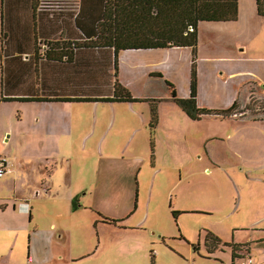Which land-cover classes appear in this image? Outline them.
I'll list each match as a JSON object with an SVG mask.
<instances>
[{"label":"rangeland","instance_id":"obj_1","mask_svg":"<svg viewBox=\"0 0 264 264\" xmlns=\"http://www.w3.org/2000/svg\"><path fill=\"white\" fill-rule=\"evenodd\" d=\"M212 26L217 32H203L206 50L213 51L210 44L214 42L223 52L264 59V17L253 14L252 0H240L237 22ZM1 77L0 69V98ZM169 99L158 103L160 125L156 135L151 129L139 134L128 152H123L122 142L126 140L116 143L113 133L104 141H100V129L89 142L84 137L89 130L93 132L97 122L99 128L101 119L112 124L114 108L130 111L133 107L147 109V105L0 101V137L6 131L25 137L31 129L40 130L42 148L35 139L27 146L25 138L22 143H8L6 138L0 147L12 158L25 156L30 150L34 157L50 158L45 164L50 174L41 171L37 182L47 178V185L50 179L54 183L49 195L42 193L36 199V206L56 210L57 232L66 230L70 236L68 255L64 256L77 260L90 253L68 264H232L231 243L256 246L264 239V169L259 162L264 128L246 121L208 117L195 122ZM249 117H264V102L253 99ZM152 132L157 156L153 163ZM134 155L146 157L145 165L136 164ZM7 160L16 167L18 160ZM138 166L142 172L137 176ZM179 169L182 182L175 179ZM6 179L0 178V195L13 191V184L5 183ZM17 184L18 191L28 193L31 189L21 176ZM70 190L79 195L72 202L68 201ZM173 212L183 214L174 217ZM106 220L124 222L117 226L108 225ZM209 233L221 241V248L208 244ZM143 241L151 244L145 253L147 259H135ZM252 256L255 264H264V247H254ZM240 261L235 259L234 263Z\"/></svg>","mask_w":264,"mask_h":264},{"label":"crops","instance_id":"obj_2","mask_svg":"<svg viewBox=\"0 0 264 264\" xmlns=\"http://www.w3.org/2000/svg\"><path fill=\"white\" fill-rule=\"evenodd\" d=\"M62 1L65 7L54 9ZM108 1L110 0H45L47 7L42 9L41 7L35 8L34 0H5L3 13L11 40L7 47L9 55L2 57L0 63L2 73L1 98L49 100L43 102L17 101L25 104L147 105V109L133 107L130 111L114 108L112 124L108 122V119H101L99 128H97V122L93 132L89 130V133L84 137L89 142L96 137V129H100V141H104L113 133L116 143L121 139L126 140L127 143L122 142V146L125 149L123 152H128L138 135L150 129V124L147 122L149 117V123L151 122V103L149 102L155 101L159 111L158 103L161 100L169 99L166 96H171V92L166 88L164 81L175 86L179 98L188 99L190 97L193 53L188 48L121 51L118 54V70L113 71L114 51L105 44L91 46L89 43L86 45L90 41L84 39L85 36L91 38L96 36V22L104 15L105 5ZM238 2L240 16V0ZM37 3L40 4L39 1ZM252 7L253 14L261 17L258 13L256 0H252ZM79 14L80 27L75 23L76 15ZM235 22L201 23L199 25L196 60L197 104L199 108L206 110H227L236 104L238 111L232 117L202 116L200 120L195 122H200L203 118L208 117L236 122L246 121L257 124L262 129V127L264 128V119H251L249 108L253 99L264 102V59L243 58L236 51L223 52L221 48V52H218L219 46L214 42L210 44L213 51L206 50L204 47L203 32H217L215 28H212V25H230ZM70 41H77L81 52L71 64L66 63V61L58 63L61 56L60 54L59 56L56 55V53ZM48 47L53 48V51L50 50L49 56L45 53ZM97 47L98 49H96ZM115 74V80L128 89L132 96L139 99L140 102L71 103L56 101L57 98L102 99L112 97L110 76ZM159 75L162 76V79L159 78ZM170 99L169 101L173 102ZM183 113L186 114L184 111ZM52 124L54 123L49 122V125ZM159 125L160 113L157 128ZM83 128L84 126L80 127L81 133L84 132ZM235 128L240 130V125L236 124ZM155 130L154 136L156 135ZM39 131V129H31L26 132L25 137H22V133L15 134L6 131L0 137V146H3L6 138H8V143L14 140L22 143L23 138H25L27 146H32L35 139L42 148V137L37 133ZM142 138L146 140L145 136ZM180 138L182 137L180 136ZM184 140H186V136H184ZM210 140L217 139L212 138ZM150 141L151 161L153 163L157 159L153 145L155 141L153 132L150 133ZM94 142L93 144H95ZM261 143L264 144V137L261 139ZM99 144L102 145V142ZM91 148H95V145ZM29 152V154L25 152V156L12 158L4 148L0 147V158L6 159L8 165L5 183L13 184L11 194L6 192L2 193L4 195H0V264H68L67 262L78 261L89 256L90 253H86L87 255H80L77 260L66 256L69 251L70 236L66 230L61 229L60 232L62 233L57 232L58 224L54 220L59 216L55 217L57 216L56 210H43L42 207L36 206V199L40 198L42 193L49 195L54 182L50 179L51 182L47 185V178L37 182L41 171L44 175L50 174L45 166L50 158L34 157L32 151ZM261 152L259 162L260 169L263 170L264 150ZM7 157L18 160V163H15L16 167L14 163L7 160ZM132 158L136 164L143 163L142 165H145L147 160L146 157L142 158L138 155H134ZM18 164H20L19 167H17ZM43 166L45 167L43 168ZM141 172L142 168L138 166L137 176ZM69 175H72L71 166H69ZM20 176L25 178L27 185L32 189L28 193L17 189V178ZM182 178V170H180L179 176L175 179L182 182ZM262 194L264 197V192ZM77 196L79 195L70 190L68 201L72 202ZM121 222L124 220L117 221V223L109 222L108 225L118 226L121 225ZM27 236H30L28 244ZM150 245L147 246V241H143L142 249L137 251L138 256H134V258L138 259L141 256L147 259L145 253ZM209 245L213 249L221 248V244ZM230 245L250 246L249 252L237 251L235 254L232 253V264H235V259L241 260L243 257L244 259L251 258L255 264L252 249L256 246L251 243L240 244L235 242ZM98 246L94 247V253L99 251L100 243ZM64 254L66 255L64 256ZM242 262L240 261L239 264ZM259 262L261 263V261Z\"/></svg>","mask_w":264,"mask_h":264},{"label":"trees","instance_id":"obj_3","mask_svg":"<svg viewBox=\"0 0 264 264\" xmlns=\"http://www.w3.org/2000/svg\"><path fill=\"white\" fill-rule=\"evenodd\" d=\"M35 8H46L45 0H34ZM40 2L37 3V2ZM258 13L264 17V0H256ZM5 0H0V17H1V34H0V63L2 57H7L9 51L7 47L11 37L7 31L4 18L3 8ZM56 5V4H55ZM65 4L59 2L54 9L64 8ZM80 14L76 15L75 23L80 27ZM239 17L238 0H118L108 1L105 5L104 15L96 22V36L93 38L85 36L88 42L86 45L98 46L105 44L114 51V68L118 70V54L121 51L129 50H155V49H172L188 48L193 53V64L191 74V94L188 99L179 98L175 86L164 81L167 89L171 92L172 101L177 104L188 116L194 121L200 120L202 116H215L221 118L232 117L238 111L234 104L227 110H206L198 107L197 104V73L196 60L199 43V25L201 23H226L235 22ZM46 49V55L49 56L50 50ZM56 53L60 60L58 63L66 61L71 64L77 59L81 48L77 41H70L64 44V47ZM98 49V47L96 48ZM53 51V50H52ZM113 58V57H112ZM116 74L110 76L111 91L113 96L102 99L90 98H73V99H56L61 102L82 103V102H103V103H138L139 99L132 96L130 91L123 87L117 80ZM162 79V76L159 75ZM26 101V102H43L48 99L30 98V99H8L1 98V102ZM151 103V122L150 129L155 130L159 122V111L155 101ZM250 110V108H249ZM252 119V118H251ZM256 120V118H254ZM253 119V120H254ZM264 119V117L260 118ZM177 217L183 213H172ZM117 223V221H109ZM206 241L211 244L220 245L221 241L208 234ZM233 253L249 252V245H230ZM264 247V240L256 243V247ZM240 260V259H239ZM244 257L241 261H245Z\"/></svg>","mask_w":264,"mask_h":264},{"label":"built area","instance_id":"obj_4","mask_svg":"<svg viewBox=\"0 0 264 264\" xmlns=\"http://www.w3.org/2000/svg\"><path fill=\"white\" fill-rule=\"evenodd\" d=\"M7 169H8V165L6 159H0V178H3L7 174ZM241 264H253V261L251 258H249L246 259Z\"/></svg>","mask_w":264,"mask_h":264}]
</instances>
